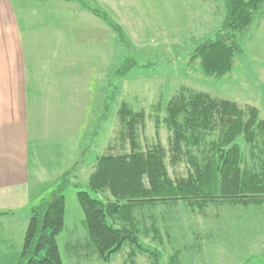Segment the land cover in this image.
Instances as JSON below:
<instances>
[{"label":"trees","instance_id":"16d2710c","mask_svg":"<svg viewBox=\"0 0 264 264\" xmlns=\"http://www.w3.org/2000/svg\"><path fill=\"white\" fill-rule=\"evenodd\" d=\"M203 1L222 2L225 17L214 38L193 46L188 61L206 77L222 78L243 54L241 39L264 15V0ZM88 9L123 37V29L104 12ZM136 65L126 59L115 74L123 78ZM151 108L157 142L143 145L147 111H135L123 101L114 137L97 157L87 183L88 190L102 198L77 193L88 233L81 245L87 257L110 263L128 245L124 264H138L139 256L160 264L181 205L202 214L210 205L264 204V119L256 107L181 87L168 103L161 99ZM163 128L167 146L161 142ZM181 166L184 173L177 174ZM67 177L32 208L18 264H63L57 238L65 227ZM170 244L169 264H177L182 251Z\"/></svg>","mask_w":264,"mask_h":264},{"label":"rangeland","instance_id":"374dc122","mask_svg":"<svg viewBox=\"0 0 264 264\" xmlns=\"http://www.w3.org/2000/svg\"><path fill=\"white\" fill-rule=\"evenodd\" d=\"M83 2L92 10L104 12L113 25L123 28V37L116 31V34L113 33L106 43L98 65L93 108L85 135L81 139L82 150L78 152V155H82H74L69 162L64 163V167L72 165L73 170L68 174L64 191L65 227L57 241L63 264H124L131 250L128 245L115 255L110 263H104L94 255L86 256V248L81 245L88 241V233L85 228V215L77 199V193L80 191H88L93 198H102L100 194L89 191L87 183L95 157L103 153L104 147L114 137L115 128L119 124L117 114L120 104L124 101L135 111H147L144 142L156 139L151 107L161 99L163 104L168 103L181 87L233 101L241 107H256L264 119V23L255 33L256 36L253 35L255 37L245 35L241 39L243 54L235 58L232 72L222 78H214L203 75L198 65L191 66L188 60L190 51L197 42L214 38L220 30L225 17L222 2ZM115 3L124 6L115 8ZM21 5L30 9L27 4ZM209 7L208 13L204 14V10ZM119 8H122L121 12ZM208 14L211 16L209 21ZM261 18L256 22H261ZM126 59L134 60L137 65L125 77L119 78L115 72L122 67ZM160 115L164 117L165 111ZM160 137L167 138L164 128ZM239 143L242 144V141ZM76 165L77 169L74 168ZM62 182L59 181L54 189L58 190ZM50 185V180L44 179L39 191L45 192ZM48 197L50 196H45ZM216 210L217 208L211 206L203 214L196 213V216L182 211L173 221L174 225L170 231L172 241L166 240L162 246L160 264H169L173 251L170 243L182 251L177 264H264V234H249L242 241L238 234V225L234 224L235 219L237 223L242 219H254L260 215V211L252 208L243 210L241 206L228 212L224 208ZM261 214L264 215V210ZM217 216L221 220L217 221ZM137 262L151 264L145 256H139Z\"/></svg>","mask_w":264,"mask_h":264},{"label":"crops","instance_id":"0c3cea01","mask_svg":"<svg viewBox=\"0 0 264 264\" xmlns=\"http://www.w3.org/2000/svg\"><path fill=\"white\" fill-rule=\"evenodd\" d=\"M88 10L77 0H0V264H18L32 208L56 190L73 170L64 163L82 150L96 94V71L115 33ZM260 20L249 37L256 36L264 15ZM156 142L143 140V145ZM161 142L167 146V139ZM183 173L181 166L177 174ZM44 179L51 185L41 192ZM211 206L227 212L239 207L207 209ZM181 207L176 215L182 211L198 215L197 210ZM251 208L260 215L238 223L234 218L242 241L249 234H264V204L241 206Z\"/></svg>","mask_w":264,"mask_h":264}]
</instances>
